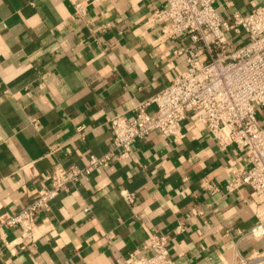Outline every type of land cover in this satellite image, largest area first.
I'll return each instance as SVG.
<instances>
[{
    "label": "crops",
    "instance_id": "1",
    "mask_svg": "<svg viewBox=\"0 0 264 264\" xmlns=\"http://www.w3.org/2000/svg\"><path fill=\"white\" fill-rule=\"evenodd\" d=\"M72 1L86 3L83 18ZM262 3L214 0L223 18ZM166 5L0 0V220L34 197L57 163L84 165L89 153L108 151V118L130 113L186 67L179 53L186 39H159L158 26L145 22ZM257 118L264 129L263 110ZM181 133L173 141L151 132L128 156L61 190L38 211L32 244L22 247L19 230L1 226L0 264H125L156 233L167 235L176 264H229L238 253L263 250L264 237L239 233L254 225L263 198L249 187L223 188L244 155L221 150L194 114Z\"/></svg>",
    "mask_w": 264,
    "mask_h": 264
},
{
    "label": "built area",
    "instance_id": "2",
    "mask_svg": "<svg viewBox=\"0 0 264 264\" xmlns=\"http://www.w3.org/2000/svg\"><path fill=\"white\" fill-rule=\"evenodd\" d=\"M72 5L77 17L87 14L84 1H72ZM145 22L158 26L159 39H186L179 48L186 67L156 93L138 100L130 113L116 112L108 118V151L89 153L84 165L57 163L48 183L0 220V227L19 230L16 240L22 247L34 241L38 211L47 209L61 190L94 168L108 166L113 157L128 156L133 143L151 132H158L164 140L178 141L188 114L195 115L221 150L234 146L244 155L245 164L231 170V178L223 186L225 192L249 187L264 200V129L257 118V111H264V3L244 13L234 9L223 18L214 0H167L165 7L152 10ZM122 192L126 201H134L132 192ZM182 229L178 225L175 232ZM239 233L241 238L264 237V204L255 214L254 225ZM145 248V253L130 252L125 264H176L169 254L166 234H154ZM229 264H264V249L248 255L238 253Z\"/></svg>",
    "mask_w": 264,
    "mask_h": 264
}]
</instances>
